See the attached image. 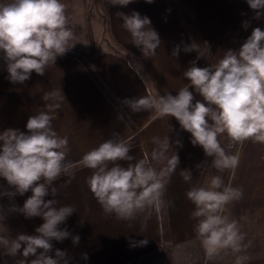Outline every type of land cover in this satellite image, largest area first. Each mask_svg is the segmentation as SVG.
I'll list each match as a JSON object with an SVG mask.
<instances>
[{
	"label": "clouds",
	"instance_id": "1",
	"mask_svg": "<svg viewBox=\"0 0 264 264\" xmlns=\"http://www.w3.org/2000/svg\"><path fill=\"white\" fill-rule=\"evenodd\" d=\"M132 2L109 0L114 6ZM145 2L151 4L154 0ZM246 2L255 11L254 19L264 16V0ZM116 15L130 34L131 43L145 58L154 57L161 40L151 20L136 11ZM249 26L247 21L242 24L244 29ZM75 40L62 0L0 2V54L11 83L24 84L33 72L43 76L58 57L76 45ZM199 45L192 43L183 48L186 53L195 51L198 55L183 72L187 83L175 95L165 92L125 99L123 103L134 113L150 111L153 118L174 117L181 129L191 134L192 145L200 146L205 156L212 158V168L230 172L227 184L216 175L207 187L193 185L185 194L194 205L191 217L197 221L194 228L197 239L206 261H211L229 250L237 254L249 246L243 243L245 234L238 221L230 219L227 206L243 198V189L233 187L231 179L239 166L244 143L251 140L264 144V30L253 28L238 49L225 50L223 58L205 67H198L197 60L211 51L210 45L205 41L203 51ZM180 50L177 45L171 55L178 57ZM42 99L51 102L46 110L29 116L26 131L8 128L0 132V178L8 186L0 185L3 189L0 198L11 201L17 195L31 192L22 207L13 203L9 211L26 219L41 217L43 223L35 234L18 233L13 238L6 234V216L0 205V248L8 256L23 257L18 264H70L67 250L53 248V241L62 242L69 237L74 247L80 243L79 235L73 236L60 227L76 212L74 206L57 207L55 199L58 193L55 181L62 175L74 178L72 170L76 166L67 160L68 137H61L52 123L66 98L61 89H54L45 92ZM222 135L229 139L227 149L221 145ZM152 141L156 148L139 160L130 155V146L123 139H107L83 155L80 163L92 170L88 187L105 214L133 220L138 214H160L171 206L172 202L163 197L169 177L179 165V156L176 152L168 155L172 145L169 136L153 137ZM175 144L181 145V141L176 140ZM233 148L235 152L229 151ZM118 161L129 163L124 167ZM154 162L161 167L158 169ZM180 175L185 182L192 180L188 169L181 170ZM49 196L52 198L45 199ZM147 244V239L130 241L131 247ZM81 257L87 260L88 254L82 253ZM246 259L237 256L235 264H243Z\"/></svg>",
	"mask_w": 264,
	"mask_h": 264
},
{
	"label": "crops",
	"instance_id": "2",
	"mask_svg": "<svg viewBox=\"0 0 264 264\" xmlns=\"http://www.w3.org/2000/svg\"><path fill=\"white\" fill-rule=\"evenodd\" d=\"M62 3L66 6L69 27L76 35L73 41L76 45L58 57L43 76L33 72L24 84L11 83L0 54V132L8 128L26 131L29 116L46 110L51 102L42 99L45 92L61 89L66 98L52 123L61 137H68L67 160L76 166L72 170L74 178L62 175L55 181L58 189L55 199L57 207L74 206L76 212L60 227L73 236L79 235L80 243L74 247L71 237L62 242L53 241L54 250H67L70 264H138L165 247L175 250L197 241L194 231L197 221L191 217L194 205L185 194L193 185L202 186L212 158L206 157L200 146L192 145L191 134L181 129L174 117L153 118L150 111L134 113L123 101L165 92L175 95L187 83L183 72L198 55L195 51L184 52L185 45L197 43L203 51L202 44L207 41L211 50L221 39L212 54L207 52L197 60L198 67L217 63L225 50L238 49L253 28L264 30V16L254 19L255 11L246 0H154L151 4L133 0L127 6H114L109 0H62ZM133 11L147 16L159 34L161 45L154 57L145 58L131 43L130 34L116 15L117 12L130 15ZM244 21L249 22L248 29L242 27ZM177 45L181 50L174 57L171 53ZM180 130L181 145L176 149L180 162L165 190V201L172 202L166 206L168 238L164 237L162 212L138 214L133 220L105 214L88 187L92 170L80 163L83 155L107 139H123L130 146V155L139 160L156 148L153 137L166 136L172 143L170 155ZM219 139L221 145H227L226 135ZM118 163L127 167L129 162ZM154 166L161 167L155 162ZM184 169L192 172L190 182L180 175ZM0 185L8 187L3 178ZM240 187L243 198L237 201V208L241 210L243 243L249 245L246 250L258 247L261 251L264 248V144L255 143ZM30 195L31 192L17 195L11 201L0 198L2 214L6 216V234L13 238L18 233L35 234V229L43 223L41 217L26 219L18 212L9 211L13 203L22 207ZM227 207L232 208L231 204ZM143 239L148 240L146 246H130V241ZM82 253L88 254L87 260L82 259ZM21 259V256H8L0 248V264H18Z\"/></svg>",
	"mask_w": 264,
	"mask_h": 264
},
{
	"label": "rangeland",
	"instance_id": "3",
	"mask_svg": "<svg viewBox=\"0 0 264 264\" xmlns=\"http://www.w3.org/2000/svg\"><path fill=\"white\" fill-rule=\"evenodd\" d=\"M251 143L252 141L250 140L242 157L240 158L239 166L235 171V175L231 179L233 187H240L242 184L243 171L247 166L251 151L254 147L253 146L251 148ZM224 147L227 149V145ZM209 166L210 170L208 171L209 173L207 172L208 176H205L204 174L202 186L207 187L210 183L211 177L216 175L220 176L225 184L229 183V171L219 172L212 168L210 164ZM231 207L232 208H228L230 219L238 221L242 231V216L241 210H238L237 208V201L232 202ZM253 248L256 250L247 249L237 254H233L229 250L211 261H206L204 250L201 247L200 241L197 239V241H190L186 243L185 246L179 247L175 250L165 247L163 251H156L154 254L141 259L138 264H235L237 256L247 257V259L243 261V264H264V248L261 251L258 247Z\"/></svg>",
	"mask_w": 264,
	"mask_h": 264
},
{
	"label": "trees",
	"instance_id": "4",
	"mask_svg": "<svg viewBox=\"0 0 264 264\" xmlns=\"http://www.w3.org/2000/svg\"><path fill=\"white\" fill-rule=\"evenodd\" d=\"M220 41H221V39H220L219 41L215 42V43L212 45V48H211L210 54H212V52H213V50H214L216 44L219 43ZM208 62H209V61H208ZM197 97H198V96H197ZM197 97H196V98H197ZM181 134H182V130H180V131L178 132V137H177L176 140H179V139H180ZM254 145H255V142H252V143H251V148H252ZM177 147H178V145H176V144L174 143V145H173V147H172V149H171V152H170V155H169V156H172V155L175 154ZM163 198H164V200H165V194H164V197H163ZM162 222H163V228H164V237H165V239H167V238H168V233H167L166 207L162 210Z\"/></svg>",
	"mask_w": 264,
	"mask_h": 264
},
{
	"label": "built area",
	"instance_id": "5",
	"mask_svg": "<svg viewBox=\"0 0 264 264\" xmlns=\"http://www.w3.org/2000/svg\"><path fill=\"white\" fill-rule=\"evenodd\" d=\"M249 141H250V140H249ZM249 141H246V142L244 143V145H243V147H242L241 157H242V155H243V153H244L246 147L248 146ZM228 144H229V139H227V146H228ZM229 150H230L231 152H235L236 149L233 148V149H229Z\"/></svg>",
	"mask_w": 264,
	"mask_h": 264
}]
</instances>
